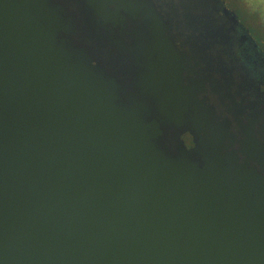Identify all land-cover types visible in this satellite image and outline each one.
<instances>
[{"label":"water","instance_id":"water-1","mask_svg":"<svg viewBox=\"0 0 264 264\" xmlns=\"http://www.w3.org/2000/svg\"><path fill=\"white\" fill-rule=\"evenodd\" d=\"M79 1L0 0V264H264V143L186 142L158 83L95 60Z\"/></svg>","mask_w":264,"mask_h":264},{"label":"flooded vegetation","instance_id":"flooded-vegetation-1","mask_svg":"<svg viewBox=\"0 0 264 264\" xmlns=\"http://www.w3.org/2000/svg\"><path fill=\"white\" fill-rule=\"evenodd\" d=\"M82 1L101 9L82 16L80 38L88 36L95 60L113 79L158 83L157 99L145 103L170 109L176 122L165 124L186 126V142L210 124L264 143V48L247 1Z\"/></svg>","mask_w":264,"mask_h":264},{"label":"rangeland","instance_id":"rangeland-1","mask_svg":"<svg viewBox=\"0 0 264 264\" xmlns=\"http://www.w3.org/2000/svg\"><path fill=\"white\" fill-rule=\"evenodd\" d=\"M252 6L254 10L251 15L246 13V17L249 21L251 32L254 38L258 40L261 46L264 48V0H244Z\"/></svg>","mask_w":264,"mask_h":264}]
</instances>
